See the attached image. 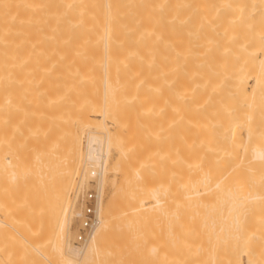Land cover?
I'll use <instances>...</instances> for the list:
<instances>
[{"label":"bare ground","instance_id":"bare-ground-1","mask_svg":"<svg viewBox=\"0 0 264 264\" xmlns=\"http://www.w3.org/2000/svg\"><path fill=\"white\" fill-rule=\"evenodd\" d=\"M126 233L264 264V0H0V264H118Z\"/></svg>","mask_w":264,"mask_h":264},{"label":"rangeland","instance_id":"rangeland-1","mask_svg":"<svg viewBox=\"0 0 264 264\" xmlns=\"http://www.w3.org/2000/svg\"><path fill=\"white\" fill-rule=\"evenodd\" d=\"M104 189V191L108 192L110 190L109 185L105 186ZM83 191V195H80L81 193H79L78 197L76 198L77 203H75V210H79V206H81V211H83V199L85 198L86 194H96L97 182L95 176L88 178ZM72 222V233L77 236V239L74 240L73 244H82L83 242L79 240L80 229L83 224L82 218H75ZM128 234L129 233H126L125 237L123 238L120 237L118 240V245L112 247L111 252L117 257L116 262L118 264H168L166 259L165 239L163 235L160 236L159 246L155 247L149 244V240L147 242L148 244L145 245L136 244L137 238Z\"/></svg>","mask_w":264,"mask_h":264},{"label":"built area","instance_id":"built-area-1","mask_svg":"<svg viewBox=\"0 0 264 264\" xmlns=\"http://www.w3.org/2000/svg\"><path fill=\"white\" fill-rule=\"evenodd\" d=\"M84 208L82 211V227L80 229L79 240H84L90 233L91 228L96 223V215H95V208H96V196L95 193H88L86 194L85 198L83 199Z\"/></svg>","mask_w":264,"mask_h":264}]
</instances>
